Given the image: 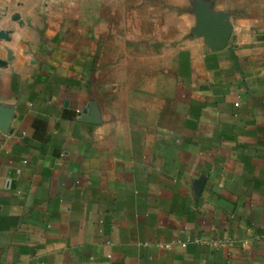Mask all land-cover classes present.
I'll use <instances>...</instances> for the list:
<instances>
[{
    "label": "crops",
    "instance_id": "crops-1",
    "mask_svg": "<svg viewBox=\"0 0 264 264\" xmlns=\"http://www.w3.org/2000/svg\"><path fill=\"white\" fill-rule=\"evenodd\" d=\"M0 106V264H264V0H0Z\"/></svg>",
    "mask_w": 264,
    "mask_h": 264
},
{
    "label": "water",
    "instance_id": "water-1",
    "mask_svg": "<svg viewBox=\"0 0 264 264\" xmlns=\"http://www.w3.org/2000/svg\"><path fill=\"white\" fill-rule=\"evenodd\" d=\"M199 16L202 19L201 28L207 29L211 28L210 25L212 24L213 30H206L205 37L211 43H213L216 50L225 49L228 45L231 36V28L227 25H224V17H214L212 18L207 10H203L199 13ZM206 21H213L210 24H206ZM11 118V111L3 108L0 106V127H6L9 120Z\"/></svg>",
    "mask_w": 264,
    "mask_h": 264
}]
</instances>
